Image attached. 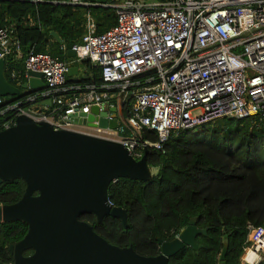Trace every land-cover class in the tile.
<instances>
[{
    "label": "built area",
    "instance_id": "1",
    "mask_svg": "<svg viewBox=\"0 0 264 264\" xmlns=\"http://www.w3.org/2000/svg\"><path fill=\"white\" fill-rule=\"evenodd\" d=\"M104 1L63 3L114 9L116 25L101 34L87 14L82 41L73 45L74 62L89 61L102 83L69 87L72 63L32 51L24 61L26 78L28 72L42 74L47 87L16 103L0 96V131L23 115L56 131H78L81 113L107 105L117 109L118 128L83 133L120 143L141 161L147 149L162 150L175 132L224 119L264 128V0ZM13 55L23 57L21 43L10 28H0V60ZM125 107L130 115L123 120ZM143 129L155 131L158 142L142 140ZM249 229L241 264H252L248 249L261 257L255 264H264V226Z\"/></svg>",
    "mask_w": 264,
    "mask_h": 264
},
{
    "label": "trees",
    "instance_id": "2",
    "mask_svg": "<svg viewBox=\"0 0 264 264\" xmlns=\"http://www.w3.org/2000/svg\"><path fill=\"white\" fill-rule=\"evenodd\" d=\"M70 1L0 0V28H10L22 47V58L16 55L7 58L5 76L13 86L21 87L27 82L24 61L32 51L94 70L93 77L87 75L78 82L67 79L69 87L102 83L100 70L89 61L76 63L68 59L65 48L52 33H57L64 45L80 44L86 15L96 19L101 34L116 25L114 9L63 4ZM126 1L129 0H106V3ZM24 98L8 100L16 103ZM129 115L125 107L123 117L127 119ZM140 138L158 142L157 133L148 129H143ZM147 163L150 169L158 170L149 181L119 179L109 189L108 200L113 207L127 211V232L121 220L111 216L105 217L102 224L94 215H85L80 220L89 223L111 245L133 247L139 255L155 257L160 254L157 239L172 241L196 218L197 227L207 229L206 236L197 238L199 251L186 247L169 264H221L225 243L229 247L224 264H241L249 227L264 226V128L252 120L224 119L199 131L175 132L162 150H150ZM25 190L22 179L4 182L0 185V206L18 203ZM28 229V224L22 221L0 223V263H13L9 248L23 240Z\"/></svg>",
    "mask_w": 264,
    "mask_h": 264
},
{
    "label": "water",
    "instance_id": "3",
    "mask_svg": "<svg viewBox=\"0 0 264 264\" xmlns=\"http://www.w3.org/2000/svg\"><path fill=\"white\" fill-rule=\"evenodd\" d=\"M52 36L65 48L67 58L75 59L73 44L64 45L55 32ZM5 65L6 60H0V96L6 100L46 89L43 75L35 72H28L21 87L13 86L5 76ZM78 72V67L69 69L71 82L79 81ZM12 99L8 102L13 103ZM109 113H113L111 121ZM116 113L117 109L109 110L107 105L93 106L90 114L81 113V119L75 121L84 128L115 131L119 124ZM148 154L147 149L143 159L136 161L120 143L79 131H56L49 122H36L26 115L13 128L0 131V185L18 179L26 184L18 203L0 206V223L22 221L29 227L24 239L9 248L12 264H169L186 247L198 252L196 239L207 235V229H199L196 218L172 241L157 239L160 254L155 257L139 255L133 247L111 245L80 220L94 215L102 224L111 216L120 219L127 232V211L109 205V189L119 179L149 181ZM228 247L225 243L221 264ZM26 252L33 253L25 256Z\"/></svg>",
    "mask_w": 264,
    "mask_h": 264
},
{
    "label": "crops",
    "instance_id": "4",
    "mask_svg": "<svg viewBox=\"0 0 264 264\" xmlns=\"http://www.w3.org/2000/svg\"><path fill=\"white\" fill-rule=\"evenodd\" d=\"M6 63H7V59H6ZM74 64H72L71 67H78L79 68V72H78V78H79V80L86 78L87 75L89 77H93L95 75L94 70H92L91 67H86V66H82V65L81 66H74ZM5 67H6V65H5ZM67 79H68L69 82H71L70 81V78L67 77ZM80 128H83V129L76 128V130L81 131V132H85L86 130H88V129L84 128V127H80Z\"/></svg>",
    "mask_w": 264,
    "mask_h": 264
},
{
    "label": "bare ground",
    "instance_id": "5",
    "mask_svg": "<svg viewBox=\"0 0 264 264\" xmlns=\"http://www.w3.org/2000/svg\"><path fill=\"white\" fill-rule=\"evenodd\" d=\"M246 258H249L251 262H257L260 260V255L254 253L251 249H249L248 253L246 254Z\"/></svg>",
    "mask_w": 264,
    "mask_h": 264
},
{
    "label": "rangeland",
    "instance_id": "6",
    "mask_svg": "<svg viewBox=\"0 0 264 264\" xmlns=\"http://www.w3.org/2000/svg\"><path fill=\"white\" fill-rule=\"evenodd\" d=\"M216 125V124H215ZM77 128L78 129H83V128H80L79 126H77ZM199 131V130H198ZM150 172H151V175L152 176H155V175H157L158 174V170L157 169H151L150 170ZM248 261H250V259L249 258H246ZM240 263H241V260H240Z\"/></svg>",
    "mask_w": 264,
    "mask_h": 264
},
{
    "label": "flooded vegetation",
    "instance_id": "7",
    "mask_svg": "<svg viewBox=\"0 0 264 264\" xmlns=\"http://www.w3.org/2000/svg\"><path fill=\"white\" fill-rule=\"evenodd\" d=\"M203 235V234H202ZM200 236V235H199ZM204 236H206V235H204ZM198 238V237H197ZM196 242H197V239H196ZM33 252H26L25 253V256H30L31 254H32Z\"/></svg>",
    "mask_w": 264,
    "mask_h": 264
}]
</instances>
